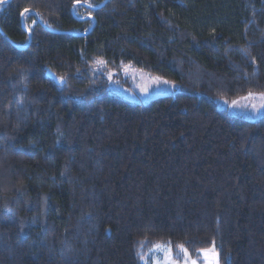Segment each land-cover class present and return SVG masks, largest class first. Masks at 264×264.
<instances>
[{"label": "trees", "instance_id": "trees-1", "mask_svg": "<svg viewBox=\"0 0 264 264\" xmlns=\"http://www.w3.org/2000/svg\"><path fill=\"white\" fill-rule=\"evenodd\" d=\"M5 1L0 264H264V118L217 105L264 95V0ZM125 68L179 91L121 99Z\"/></svg>", "mask_w": 264, "mask_h": 264}, {"label": "rangeland", "instance_id": "rangeland-1", "mask_svg": "<svg viewBox=\"0 0 264 264\" xmlns=\"http://www.w3.org/2000/svg\"><path fill=\"white\" fill-rule=\"evenodd\" d=\"M108 81L109 90L112 94L134 104H147L155 98L162 96L175 95L179 87L172 81L149 74L143 70L125 68L122 71H109L105 73ZM238 98L235 100L218 99L217 105L221 110L228 111L233 116H240L249 121H258L264 118V95L253 94ZM233 102H236L235 104ZM168 245V244H164ZM210 255L205 258L202 254L195 261L198 264H212L214 259L219 256L214 248L208 249ZM181 251V250H180ZM182 255L186 256L182 251ZM173 257V252L171 249ZM167 253L163 250L149 252L143 261V264H152V260H160L164 264V257ZM194 260L186 256L183 262L173 258V264H185V262Z\"/></svg>", "mask_w": 264, "mask_h": 264}, {"label": "snow or ice", "instance_id": "snow-or-ice-1", "mask_svg": "<svg viewBox=\"0 0 264 264\" xmlns=\"http://www.w3.org/2000/svg\"><path fill=\"white\" fill-rule=\"evenodd\" d=\"M91 6V5H90ZM25 11L27 12L28 10L25 9ZM97 63H100V64H103L104 61H97ZM252 94L249 93V97H251ZM234 104L236 102H233ZM262 107H264V105H262ZM177 247L186 255V256H190V254L187 252V249H185L183 247V245H177ZM159 250H163L167 253V255L164 257V264H173V257H172V254H171V245H164V244H153L152 245V248L150 249L151 252H156V251H159ZM201 254L207 258L210 253H209V250H201ZM152 264H161V261L160 260H152ZM185 264H189V261L186 260ZM190 264H198L197 261L195 260H191L190 261ZM212 264H218V260L217 259H214Z\"/></svg>", "mask_w": 264, "mask_h": 264}, {"label": "water", "instance_id": "water-1", "mask_svg": "<svg viewBox=\"0 0 264 264\" xmlns=\"http://www.w3.org/2000/svg\"><path fill=\"white\" fill-rule=\"evenodd\" d=\"M11 0H7V1H5L4 3H8V2H10ZM108 0H106V2H107ZM106 2L102 5V6H100V7H98V8H102L105 4H106ZM76 6L77 5H75V7L73 8V14H75V9H76ZM89 8H91V7H89ZM98 8H91V9H98ZM37 16V15H36ZM37 19H38V21L40 22V23H42L41 22V19H40V17L39 16H37ZM31 36V35H30ZM30 40H31V37H30Z\"/></svg>", "mask_w": 264, "mask_h": 264}]
</instances>
